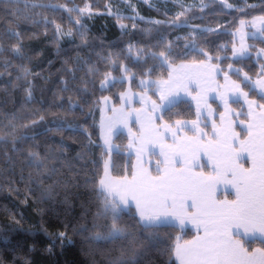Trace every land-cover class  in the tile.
<instances>
[{
  "label": "snow or ice",
  "instance_id": "obj_1",
  "mask_svg": "<svg viewBox=\"0 0 264 264\" xmlns=\"http://www.w3.org/2000/svg\"><path fill=\"white\" fill-rule=\"evenodd\" d=\"M121 2L135 12L131 0ZM167 2L178 6L179 11L170 15L165 7V19L148 21L152 27L138 29L137 20L144 18L139 13L121 16L119 9H113L111 0L105 5V13L94 11L90 0H82V6L75 0L64 3L0 0V69H3L0 79L11 78L8 88L0 89L8 94L7 100H0V157L5 164L0 168V193L20 196L19 183L25 185L24 203L29 196L40 202L51 201L60 191L65 193L63 202L68 203L73 189L88 193L87 202L82 203L83 218L90 216L91 219L74 229L82 238L88 264H143L154 249H161L176 264H264V247H246L249 240H258L264 245V47H257L255 43L264 44V14L245 19L257 7L248 0ZM210 4L217 7L210 8ZM197 10L210 12L214 19L218 12L241 15L217 22L215 27H202L190 22L203 19L196 15ZM260 11L264 13V7ZM104 14L114 16L118 23L125 18L132 21L131 29L119 23L122 35L141 31L151 39L129 40L119 50H116L118 45L103 40L95 43L89 38L85 21ZM25 25L43 31H32ZM229 26L235 29L230 32L233 36L230 57L227 43L217 45L209 39L221 31L228 32ZM246 27L255 31L246 32ZM176 29L186 31L183 35L174 34ZM49 32L58 53L62 40L74 43V38H78L80 41L75 45V58L64 59L58 69L60 86L53 93L55 97L75 91L84 94L82 99L87 105L88 95L111 91L117 86L122 89L115 94L119 106L113 103V96L103 94L87 113L79 104L68 101L70 108L80 107L85 124L94 110L101 113L103 155L108 157L103 161L102 172L97 165L96 171L89 174L87 164L77 171L63 155L66 151L63 141L59 146L41 151L35 142L37 134L33 131L29 135V131L45 121V114L39 109L25 113V105L34 102L36 79L49 77H43L24 63L29 60L25 38L48 37ZM248 38L254 43L249 44ZM85 49L91 50L87 59L79 54ZM253 55L258 69L252 75L231 62L244 64ZM224 61H230L226 67L222 66ZM79 72L84 75L78 76ZM221 75L223 85L216 80ZM77 80L83 87H70ZM213 84L226 90L215 97L223 107L219 124L213 118L215 110L205 99L214 90ZM16 90L24 93V103L14 111H5L7 103L15 106ZM181 93L196 101L195 119L191 121L171 119ZM134 100L139 107L133 106ZM233 103L240 104L239 111L231 107ZM56 106L63 108V104ZM130 125H136L137 130L134 132ZM118 126L128 131L127 147L134 148L135 163L115 178L111 174L116 168L112 157L118 146L111 140L120 131ZM237 126L240 132L236 131ZM46 131L61 132L63 128L58 126ZM80 131L89 144L95 143L86 127ZM83 158V154H77L76 159ZM17 167L18 179L15 178ZM64 167L73 173L71 177L63 176ZM5 211L10 220L9 231H15L11 225L19 228L22 217ZM189 225L194 229L191 239L180 243L181 238L177 237L173 247L162 249V229L183 231ZM57 242L63 247L65 242L72 241L66 231L59 232L48 251ZM0 264H5L2 257ZM24 264L30 261L25 258Z\"/></svg>",
  "mask_w": 264,
  "mask_h": 264
},
{
  "label": "trees",
  "instance_id": "obj_2",
  "mask_svg": "<svg viewBox=\"0 0 264 264\" xmlns=\"http://www.w3.org/2000/svg\"><path fill=\"white\" fill-rule=\"evenodd\" d=\"M54 2L64 3L65 0H54ZM101 5L96 8V12L105 13V5L109 0H97ZM113 9H119L120 15L123 17H129L126 15L128 13L130 16L139 13L143 20H137L138 29H145L152 27L148 21L155 19H165L163 15V10L165 7L169 10L170 15H174L179 11L178 6L167 0H154L151 4L143 3L139 0L135 1V12L132 9H127L125 3L121 0H111ZM185 4L193 3V0H183ZM198 3V0H196ZM209 2V0H205ZM232 2V0H230ZM249 3L257 5L253 10H250V14L245 19H250L252 16L262 15L260 11L261 7H264V0H248ZM75 3L82 4V0H75ZM216 4H210V8H216ZM95 9V8H94ZM128 11V12H127ZM196 15L203 16V19H196L190 21L191 23L200 24L204 26L215 27L217 22L223 23L227 20L233 19V16L239 17L240 13H219L214 19L210 12L200 13L198 10ZM89 28V38L95 43H99L103 40L105 43H112L118 45L119 47L125 46L129 40L132 42L145 41L147 42L151 39L148 35L141 31L130 32L129 35H122L119 23H124L131 29L132 21L130 19H123L119 23L114 16L109 15H97L91 20L85 21ZM15 27V25H11ZM24 27L31 29L32 31H43V29H37L32 25H25ZM185 29H176L174 34L183 35ZM231 31H235L234 28L229 26V31H221L216 36H209L210 40H215L216 44L229 45V51L227 55L230 57L231 52V42L233 36L230 34ZM154 42V41H153ZM7 46V41L4 42ZM80 44L78 38H74V43L71 40L64 39L60 42V51H57V45L51 42V32H49L48 37L40 36L39 39H28L25 38V51L29 57V60L24 61V63L33 69L35 72H40L43 77H49L48 80L43 78H38L35 81V92H34V102H29L25 105V113H28L31 109H39L42 114H45V121L35 127V129L29 131V135L34 131L36 135V143L41 147L40 150L44 151L46 147H56L63 141L66 151L64 152V157L68 162L71 163L72 167L77 171L81 170V165L87 164V172L91 174L96 171L97 165L99 170L102 172L103 161L108 157L103 155L105 151V146L102 143L100 136V111L94 110L87 118V123L85 124V116L81 115L80 107L70 108L69 99L75 104H79L83 107L84 112L87 113L89 109L93 106V102L100 95H110L114 97V102L119 105V102L115 99V94L122 89L117 86L111 91H105L100 93L95 92L94 95H88L86 98L89 103L84 104L82 96L83 93H77L75 91L59 93L57 98L53 95L58 91L60 86L59 78L61 74L58 69L61 68L62 62L67 58H75L77 55V49L75 45ZM100 51L99 48L96 49ZM90 49H85L80 51V55L87 59ZM39 53V55H37ZM93 60L96 59L95 56L92 57ZM51 61V64H49ZM179 62V61H178ZM230 61H224L223 67H226L227 63ZM236 67H244L245 71H249L252 75L257 69L258 65L256 60L252 57L250 60H245L244 64H238L235 61H231ZM13 63H19L18 61H13ZM101 67H103L101 65ZM139 71V69H135ZM3 71V69H0ZM118 74V73H114ZM78 76H83L84 72L77 73ZM166 76V73L164 74ZM67 78V77H65ZM155 78V77H154ZM236 79L235 76H233ZM255 78V77H254ZM11 79L8 76H4L0 79V89L8 88V80ZM76 86L83 87L79 80L76 81L75 85L70 87L75 88ZM124 87H127L125 85ZM135 90V85L133 86ZM247 90V89H245ZM11 91V90H10ZM8 94L0 90V100H7ZM13 99L15 101V106L13 103H7L5 111L11 112L16 110L21 104L24 103V93L22 91L16 90L13 93ZM63 104V108H59L56 105ZM52 105V107H49ZM212 105L221 111V106L218 103L212 102ZM232 107L240 109V104H232ZM196 107L192 101L181 100L178 105L172 109L171 119L174 121L176 119L180 120H193L195 119ZM179 113V115H176ZM168 119V116L165 117ZM58 126H62L63 131H46V129H56ZM86 127L88 133L91 134V140L95 143L89 144L88 139L85 134L80 131L81 128ZM128 137L125 134H119L115 138V144L118 145V150L113 152V160L116 164L115 170L112 174L116 177H120L125 168L131 163H135V157L129 152L128 149ZM83 154V159H76L77 154ZM95 162V163H93ZM5 167L2 157H0V168ZM62 174L64 177H71L73 173L69 172L67 167L62 169ZM27 175V171L25 172ZM19 176V167L16 168V177ZM17 187L21 189V195L16 196L15 194L9 195L7 192L0 193V257L5 261V264H24L25 258L30 261V264H88V259L83 252L84 245L82 244V238L76 234L74 229L78 228L81 224L87 223L91 217L83 218L84 207H82L83 202H87L88 193L84 192L83 189L76 190L73 189L72 193L68 195V203H64L65 193L60 191L58 196L51 201L40 202L34 196H29L27 203H24V197L27 195L25 185L23 183L17 184ZM5 210L11 211L17 215V218L22 217L21 224L19 228L12 224L11 228L15 231H9L10 220L7 212ZM92 211H95L93 208ZM66 231L71 243L65 242L64 246L61 247L59 243L52 248V251H48L50 245H52L53 240L56 238L57 233ZM194 235V229L185 228L181 231L179 228H166L162 229L160 232L161 239L163 240L162 249H170L177 243V237H180V241L189 240ZM8 236L5 240L4 237ZM18 245V246H17ZM249 248L254 247H264L258 240H249L246 244ZM143 264H176L174 258L171 260L169 256L166 255L161 249H154L148 254L147 258L144 260Z\"/></svg>",
  "mask_w": 264,
  "mask_h": 264
},
{
  "label": "crops",
  "instance_id": "obj_3",
  "mask_svg": "<svg viewBox=\"0 0 264 264\" xmlns=\"http://www.w3.org/2000/svg\"><path fill=\"white\" fill-rule=\"evenodd\" d=\"M232 78H233V77H232ZM233 79H234V78H233ZM216 80L219 82V84H221V85L224 84V80H223V76H222V75H221V76H217V77H216ZM212 88H213L214 90H210V91L206 94L205 99L207 100V104L210 105L211 108H212L213 110H215V112H214V117H213V118H215V119H216V123L219 124L218 116H219V113L223 111V107H222V105H221L220 100H219L218 98H215V97H217V95H218L219 92H221V91H226V90H225V89H219V88H216V85H215V84L212 85ZM193 95H195V93H193ZM181 100H189V101H192L193 104H194L195 107H196V101L193 100L191 96H185L183 93H181V95H180V101H181ZM212 102H216V103H218L219 106H221V111H218V110L212 105ZM113 103H114V102H113ZM201 103H203V102H201ZM241 103H242V101H241ZM117 106H119V105H117ZM133 106H135V107H139L138 102L134 100V101H133ZM231 107H232V104H231ZM232 108L235 109V110H237V111L240 110V109H236V108H234V107H232ZM241 119H243V117H241ZM185 121H191V120H185ZM133 130H134V132L137 130V126H136V125H134V129H133ZM209 130H210V129H209ZM236 131H237V132H240V128H239V126L236 127ZM117 135H118V134H117ZM117 135H114V136L112 137V140H111V143H112L114 146H116V144L113 143V140H114V138H115ZM189 135H191V133H189ZM128 143H129V141H128ZM128 149H129V148H128ZM117 150H118V148H114L113 152H116ZM129 152H131V153L134 155V148H133V149H129ZM134 157H135V155H134ZM111 174H112V173H111ZM112 176L115 177V178H119V177L114 176L113 174H112ZM221 198H223V195H221ZM229 198H231V196H229ZM187 228H191V229H192L191 225H189ZM182 242H183V241H182ZM182 242H180V243H182ZM246 247H248V246L246 245ZM254 248H259V247H254Z\"/></svg>",
  "mask_w": 264,
  "mask_h": 264
},
{
  "label": "rangeland",
  "instance_id": "obj_4",
  "mask_svg": "<svg viewBox=\"0 0 264 264\" xmlns=\"http://www.w3.org/2000/svg\"><path fill=\"white\" fill-rule=\"evenodd\" d=\"M135 1H137V0H131V3L135 6ZM139 1H141V0H139ZM90 2L93 4V7L95 8L94 9V11L96 10V8L98 7L99 8V6L101 5V3L100 2H97V0H90ZM154 2V0H149V2L147 3V4H152ZM78 5H81L82 6V4H79V3H77ZM127 9H129L128 7H127ZM128 12V11H127ZM126 15L127 16H129L130 17V15L128 14V13H126ZM251 19V18H250ZM244 31H246V32H251V31H255V29H253V28H250V27H246L245 29H244ZM236 40L238 41L239 40V37L237 36L236 37ZM247 42L249 43V44H251V43H254V41L251 39V38H248V40H247ZM255 43H256V45H257V47H264V44H261V43H259L258 41H255ZM253 57L255 58V60H256V57L253 55ZM133 90L134 91H136L134 88H133ZM113 102H114V100H113ZM115 103V102H114ZM109 115H110V113H109ZM100 119H101V113H100ZM99 125H100V122H99ZM133 129H134V125H130ZM118 127H120V131L119 132H117L115 135H119V134H125V135H127V137H128V139H129V135H128V131H127V129L126 128H123L122 126H118ZM100 128V127H99ZM134 131V130H133ZM117 135V136H118ZM100 136H101V129H100ZM114 136V135H113ZM116 136V137H117ZM115 137V138H116ZM115 138H114V140H113V143L115 144ZM101 140H102V143L104 144V142H103V139L101 138ZM116 146H118L117 144H116ZM119 149V148H118ZM131 153V152H130ZM132 154V153H131Z\"/></svg>",
  "mask_w": 264,
  "mask_h": 264
}]
</instances>
